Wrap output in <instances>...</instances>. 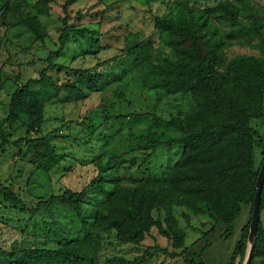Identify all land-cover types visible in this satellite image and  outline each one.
<instances>
[{
    "label": "trees",
    "instance_id": "obj_1",
    "mask_svg": "<svg viewBox=\"0 0 264 264\" xmlns=\"http://www.w3.org/2000/svg\"><path fill=\"white\" fill-rule=\"evenodd\" d=\"M79 1H65L61 19L64 28L58 49L50 53L49 66L40 77L25 84L20 83V75L16 78L19 86L12 94L8 119L23 117L29 135L43 131L48 101L73 103L87 98L78 81L61 83L50 74L51 70L72 72L81 81H87L91 88L99 82L98 76L90 74L89 70L54 62L65 50L70 31L75 33L76 39L95 34L96 30L82 25L87 16L83 11L71 23L73 6ZM51 2L0 0V15L6 22L11 13L18 14L34 39L46 44L49 32L42 16L50 13ZM103 14L102 11L100 16ZM155 20L156 29L174 58L155 64L150 56L138 55L136 59L143 60L134 68L140 74V81L150 91L190 95L196 105L185 116L170 120L155 113L147 114L169 133L161 136L166 131L163 134L152 132L149 148L153 152L147 155L144 165L161 147L182 146L180 159L164 179L128 188L119 185L118 177L112 174L114 167L105 165L81 190L68 188L49 199L41 198L36 208L24 206L33 213L44 208L69 207L76 231L61 241L59 249L8 251L0 246V264H150L147 253L134 259L121 255L98 258L94 234L116 237L121 244L140 246L155 228L173 247L170 251L159 246L158 251L171 258L183 255L187 264H206L203 256L210 244L199 252L187 247L188 235L179 224V210L188 223L191 216H206L213 227L205 235L224 223L229 226L224 234L228 236L245 204L250 206V220L229 262L243 264L262 167L257 166L255 146L262 149L264 157V137L252 124L253 120L264 123V0H220L214 6L205 7L195 6L189 0H175L170 12ZM253 43L259 44L262 56L228 58L230 47ZM2 72L3 67L0 68V87L5 83ZM57 139L69 140L71 136L60 134V129L56 128L46 136L29 139L25 157L48 173L52 172L64 160L52 145ZM5 145L3 139L0 150L5 149ZM2 199L15 207L24 205L20 196L0 183V201ZM263 212L264 190L259 236L251 264H256L258 258L264 263Z\"/></svg>",
    "mask_w": 264,
    "mask_h": 264
},
{
    "label": "rangeland",
    "instance_id": "obj_2",
    "mask_svg": "<svg viewBox=\"0 0 264 264\" xmlns=\"http://www.w3.org/2000/svg\"><path fill=\"white\" fill-rule=\"evenodd\" d=\"M65 1L52 0L50 13L42 16L49 32L46 44L34 39L18 14L11 13L6 22L0 15V68L3 67L5 80L0 87V144L6 140L5 149L0 150V183L10 187L24 201L19 207L3 199L0 201V246L8 251L59 249L61 241L76 231L72 210L56 207L33 213L26 211L24 206L36 208L41 198L49 199L68 188L81 190L105 165L114 167L112 174L118 177L119 185L126 188L164 179L180 159L184 148L161 147L144 165L147 155L153 152L149 148L152 132L163 134L166 131L161 136L169 133L147 114L155 113L170 120L185 116L196 105L190 95L174 96L161 90L150 91L143 86L140 74L134 68L143 60L136 59L138 55L150 56L155 64L165 58H174L166 40L156 29L155 19L167 15L175 0H80L73 6L71 23L83 11L87 16L82 25L96 30H93L95 34L76 39L75 33L70 31L65 50L54 62L89 70L90 74L98 76L99 82L91 88L87 81H81L72 72L51 70L50 74L61 83L78 81L87 94L86 100L73 103L48 101L41 133L29 135L23 117L8 119L11 97L19 86L17 76L20 75L21 84L39 78L49 66L50 53L58 49L59 36L64 28L61 19ZM189 1L205 7L214 6L220 0ZM102 11L104 14L100 16ZM262 53L257 43L235 44L227 51L229 59L239 55L260 57ZM252 124L264 137L263 121L253 120ZM56 128L60 129V134L70 135L71 139L52 141L64 160L48 173L25 157L29 151L27 142L46 136ZM255 160L257 166L264 163L259 146H255ZM177 217L187 232V247L199 252L209 243L203 256L206 264H229L242 238L243 228L250 220V206L242 205L228 236L224 234L229 226L224 223L205 235L213 227L206 216H191L188 223L179 210ZM262 220L264 222V212ZM94 238L98 258L121 255L134 259L147 253L150 264H187L183 255L171 258L158 251L159 246L170 251L173 247L156 228L140 246L121 244L116 237L96 236V232ZM256 264H264L263 259H256Z\"/></svg>",
    "mask_w": 264,
    "mask_h": 264
},
{
    "label": "water",
    "instance_id": "obj_3",
    "mask_svg": "<svg viewBox=\"0 0 264 264\" xmlns=\"http://www.w3.org/2000/svg\"><path fill=\"white\" fill-rule=\"evenodd\" d=\"M263 190H264V163L261 167L260 176L257 182V195L254 203V211H253L250 230H249L248 249L243 264H251L254 259V250L256 248V244L259 236Z\"/></svg>",
    "mask_w": 264,
    "mask_h": 264
}]
</instances>
